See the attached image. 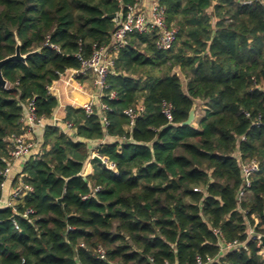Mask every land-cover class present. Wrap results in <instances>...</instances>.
<instances>
[{
    "label": "trees",
    "instance_id": "trees-1",
    "mask_svg": "<svg viewBox=\"0 0 264 264\" xmlns=\"http://www.w3.org/2000/svg\"><path fill=\"white\" fill-rule=\"evenodd\" d=\"M134 2L0 0V60L17 44L31 54L2 67L1 168L9 138L26 132L28 102L37 118H52L58 99L48 88L80 68L77 55L107 45L110 15ZM158 2L177 31L172 47L160 51L154 34H129L93 112L67 106L62 121L44 124L13 181L30 190L0 205V264H264L256 239L264 235V4ZM75 79L93 83L92 75ZM195 100L206 102L204 116L182 126ZM138 104L131 120L124 111ZM239 159L259 163L241 201ZM88 161L93 171L84 175Z\"/></svg>",
    "mask_w": 264,
    "mask_h": 264
},
{
    "label": "built area",
    "instance_id": "built-area-1",
    "mask_svg": "<svg viewBox=\"0 0 264 264\" xmlns=\"http://www.w3.org/2000/svg\"><path fill=\"white\" fill-rule=\"evenodd\" d=\"M144 2L145 0H135L133 4L125 6L124 14H116V27L112 32L110 42L107 45L95 47L91 56L87 59L77 55V59L80 62V68L78 70H73V73L75 77L78 75H92V85L96 89L98 94L97 97L99 99L103 95V90L107 88L106 78L112 70L114 58L119 49L127 44L129 34H154L155 47L160 51L170 49L175 41L177 31L175 28L167 25L165 8L158 2V0H151L148 7H143ZM260 3L264 4V0H260ZM110 97H114V93H111ZM94 105L93 101H88L82 105V108L87 114H91L93 112ZM100 108L102 110L107 109L104 104H100ZM141 111L142 106L138 104L135 110L128 109L125 110L124 113L131 120H133ZM162 112L167 118H170L169 105L163 103ZM102 121L106 124L105 118H102ZM20 122L26 126V132H30L34 126H44L43 120L36 117L35 107L32 102H28L26 105L25 112L20 119ZM66 128L71 129L72 125L70 123H66ZM24 134L11 136L9 138L11 143V147L8 151L9 163L4 168L0 167V176H2L5 180L10 174V162L27 155L33 148V144L24 137ZM92 157L93 155L91 156V159ZM98 157L100 158V162L106 164V160L104 158H101L100 156ZM238 162L242 177V187L238 192L237 199L238 201H241L249 191L252 176L259 170V163L256 160L244 161L241 159H239ZM107 166L109 168L111 167L110 164H107ZM4 183L5 181L1 184L2 191L4 189ZM29 190L30 187L25 185L16 187L10 192L9 200L5 204L7 206H12L18 198L23 197ZM30 212V210L27 211V213ZM213 232L215 235L220 236V232L218 230H214ZM249 234H253V232L249 230ZM262 236L263 235H257L256 239L258 240L257 246L260 248L259 255L264 257V249L261 248L263 246L261 242ZM237 244V242L223 244L221 245L220 251L224 253L225 251L236 247ZM95 252L99 258L104 257V250L102 248L98 247ZM197 264H202L199 259L197 260ZM207 264L214 263L212 261H208Z\"/></svg>",
    "mask_w": 264,
    "mask_h": 264
},
{
    "label": "crops",
    "instance_id": "crops-1",
    "mask_svg": "<svg viewBox=\"0 0 264 264\" xmlns=\"http://www.w3.org/2000/svg\"><path fill=\"white\" fill-rule=\"evenodd\" d=\"M151 0H145L143 3V7H148ZM175 72L180 76L183 86H185V80L179 73L178 69H175ZM49 92L56 96L58 99V107L53 113L52 118L45 119L43 121L44 124H54L63 120L65 116V108L67 106L73 107H82V105L88 101H93L94 104H99V98L97 97V91L93 87V85L88 86L87 84L81 85L79 84L73 73V70H66L63 74L59 76L57 81H54L52 85L48 88ZM195 108V120L194 123L198 122L205 113L207 109V105L205 101L195 100L194 101ZM42 126H34L30 132H26L24 137L33 144V148H36L39 144L42 136ZM34 153L33 150L29 151V153L25 156H22L16 160L10 162V174L8 178L5 180L4 189L2 191V195L0 197V205H4L9 200V194L12 190H14L19 183L14 184L13 181L15 179V175L20 171L22 163L26 156ZM94 155V153H92ZM91 155V156H92ZM91 159V157H90ZM92 165L88 161L84 165L83 174L90 175L92 173ZM19 181V180H18Z\"/></svg>",
    "mask_w": 264,
    "mask_h": 264
},
{
    "label": "water",
    "instance_id": "water-1",
    "mask_svg": "<svg viewBox=\"0 0 264 264\" xmlns=\"http://www.w3.org/2000/svg\"><path fill=\"white\" fill-rule=\"evenodd\" d=\"M110 17L115 18L116 14L110 15ZM30 55L31 54H27V55L22 56L19 53V44H17L16 51H15L14 55L8 56V57L0 60V85L1 86L5 87V85H6V81L2 77V67L4 65H6L7 63L12 62V61H16V62L17 61H24L26 59V57H28ZM194 120H195V108H194V105H193L191 107L189 113H188L187 119L185 121H183L181 123V125L182 126H191L194 123ZM92 159H96V160L100 161V158L96 154L93 155ZM261 242H262V245L264 246V235L261 237Z\"/></svg>",
    "mask_w": 264,
    "mask_h": 264
}]
</instances>
